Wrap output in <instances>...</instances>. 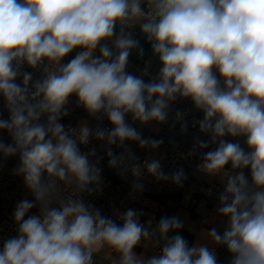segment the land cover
Returning <instances> with one entry per match:
<instances>
[{"label": "clouds", "instance_id": "clouds-1", "mask_svg": "<svg viewBox=\"0 0 264 264\" xmlns=\"http://www.w3.org/2000/svg\"><path fill=\"white\" fill-rule=\"evenodd\" d=\"M135 26L162 65L147 82L126 70L134 49L143 55L125 31ZM24 65L43 78L32 83ZM73 95L90 116L107 117L111 129L84 122L66 130L60 121ZM0 97L9 113L0 117V130L11 138L0 141V156H19L14 171L34 196L15 208L18 235L3 243L0 264H94L104 249L119 255L112 264H218L207 245L189 247L181 235L168 236L183 227L176 216L161 217L153 229L151 221L141 223L142 212L128 209L118 225L81 198L102 185L95 148H80L91 137L106 141L109 167L137 178L134 189H142L144 171L182 186L183 169L169 176L159 159L142 167L125 145L159 148L163 140L144 137L126 116L142 125L165 123L178 97L203 113L199 130L210 137H197L192 151L219 142L197 166L225 178L217 211L227 226L208 237L226 246L230 264H264V0H0ZM175 119L183 121L184 113ZM226 136L245 137L248 150ZM112 145L126 150L117 155ZM34 207L39 214L25 218ZM157 235L166 241L161 254L137 256L134 248Z\"/></svg>", "mask_w": 264, "mask_h": 264}, {"label": "built area", "instance_id": "built-area-1", "mask_svg": "<svg viewBox=\"0 0 264 264\" xmlns=\"http://www.w3.org/2000/svg\"><path fill=\"white\" fill-rule=\"evenodd\" d=\"M116 31L119 32V28ZM125 31L131 32L135 39L142 33L139 26L127 28ZM96 54H98V51ZM70 60L64 58L63 62L67 63ZM161 66L159 57L155 56L151 51L140 64H136L129 59L126 70L137 76L143 75L147 82L158 76ZM24 69L33 74L32 83L43 78V73L39 69H31L27 65L22 66L21 70L23 71ZM66 107L69 114L62 117L60 121L66 130L76 129L84 122L93 130L96 128L111 129L112 127L107 117L102 114L96 117L90 116L82 106H78L75 95L69 98ZM177 111L184 113L183 121L175 119ZM0 116H3L4 119L9 116L2 97H0ZM202 118L203 113L194 107L190 99H181L179 97L171 103L168 120L165 123L156 124L153 122L142 125L139 121L134 122L130 115L126 116V121L142 132L144 137L163 140V143L157 149L140 148L136 142L125 141L127 149L135 153L137 157L136 163L143 167L146 160L159 159L162 171L169 176L177 170L183 169L186 178L183 180L182 186L176 185L171 180H157L144 171L138 178L139 183L143 185L142 189H134L133 185L137 178H134L130 173L121 175L120 170L109 167L106 141L91 137L90 143L86 146L80 145V148L82 152H89L92 148H95L96 156L91 157V159L96 162L97 158H100L97 166L101 169L102 185L100 190L94 193L81 194V198L86 204H90L93 209H99L102 215L113 219L119 225L122 224V221L120 214L116 213L117 209H125L134 204H140L152 212H158L159 204L155 197L184 194L189 184L194 182L193 172L197 169L198 164L201 163L202 154L210 151L213 146L219 143L218 141L215 144L209 143L206 149L196 148L194 152L192 151L197 137L204 141L210 140L208 135L201 133L199 130L197 122ZM184 122L187 123V130L182 132L181 124ZM3 132L4 135L0 136V141L11 143V138L7 131L3 130ZM112 150L119 155L126 149L112 145ZM18 165V155L8 158L0 156V249H2L3 243L7 239L18 235V225L14 219V211L18 203L24 199L34 200V196L26 187L23 177L17 175L14 171ZM243 171L246 177L251 178L250 169H243ZM223 190L224 184H204L199 198L208 203L216 202L219 204V194ZM65 194L71 195L72 193L66 192ZM36 214H39L38 207L32 208L25 218ZM140 221L144 223L142 219ZM226 226L227 221L222 223L223 228H226ZM165 243L155 237L152 241L151 250L160 255ZM223 246L218 245L216 252ZM144 251L143 248L140 249V252ZM112 252L117 254L114 251ZM216 252L214 253L217 256Z\"/></svg>", "mask_w": 264, "mask_h": 264}, {"label": "crops", "instance_id": "crops-1", "mask_svg": "<svg viewBox=\"0 0 264 264\" xmlns=\"http://www.w3.org/2000/svg\"><path fill=\"white\" fill-rule=\"evenodd\" d=\"M118 28L119 27L117 26V29ZM224 139L228 142H238L236 138L234 139L231 136H226L224 137ZM216 147H218V144L213 146L210 151L214 150ZM225 167L226 169L231 170V164H228ZM224 179L225 178L222 175L210 176L198 171L197 168L193 172L194 182L189 184L186 192L177 198L179 201L177 202L176 207L175 205H169V200L164 198L162 202L165 208L163 210H160L161 204L158 203V212H154L155 215L144 214L145 217L141 216L140 219L145 220L144 218H146V223H148V221H151V227L155 228L161 217L176 216L181 220L183 227L178 230L169 232V237L179 234L188 242L189 247L193 245L203 244L207 245L211 251L216 252L218 245L215 244L208 237L207 233L212 228H215L220 234H223L225 228L222 227V223L227 221V218L222 217L218 214L217 209L220 206L219 204H217L216 202H204V200H201L199 198V195L202 191L204 184L223 185ZM248 179L251 180V178ZM155 237L160 239L161 241L166 242L164 239H161L158 235ZM141 248H143L145 251L140 252ZM151 248V239L147 241L142 240L141 243L134 248V252L137 256L148 259L152 256L158 255L154 251H152ZM216 253L218 264H230L232 254L227 250L226 246L221 247V249ZM118 259V254H114L112 251L104 249L94 256V264H112L114 260Z\"/></svg>", "mask_w": 264, "mask_h": 264}, {"label": "rangeland", "instance_id": "rangeland-1", "mask_svg": "<svg viewBox=\"0 0 264 264\" xmlns=\"http://www.w3.org/2000/svg\"><path fill=\"white\" fill-rule=\"evenodd\" d=\"M119 27V26H118ZM110 43V42H109ZM23 71H28L27 69H24ZM17 82L18 83H21L22 81L20 80V79H18L17 80ZM0 117H2V118H4L3 116H0ZM4 135V132H3V130H0V136H3ZM232 138H236L237 139V141H238V143H240V145L243 147V148H245V150L247 151L248 149H247V145H246V138L245 137H232ZM239 139V140H238ZM178 197H180V195H177V196H174V197H169V196H158V197H155V200L159 203V204H161V206H160V210H163L164 208H165V206H164V204H163V199L164 198H166V199H168L169 201H168V204L169 205H171V206H174L175 205V207H176V204H177V202L179 201L177 198ZM204 202H206L205 200H204ZM128 209H134V210H136L138 213H143V215H141V216H144L145 217V215L144 214H152V215H155V213L154 212H152L150 209H148V208H146V207H143V206H141V205H138V204H134V205H132V206H129V207H127V208H125V209H117L116 210V213H118V214H122L123 212H125V211H127ZM140 216V217H141ZM140 217H139V219H140ZM145 220H143V222H144V224H146L147 225V223H146V218H144ZM141 220V219H140ZM122 225V224H121ZM153 229H154V227H152ZM155 238V236L154 237H152L151 238V242L153 241V239Z\"/></svg>", "mask_w": 264, "mask_h": 264}, {"label": "trees", "instance_id": "trees-1", "mask_svg": "<svg viewBox=\"0 0 264 264\" xmlns=\"http://www.w3.org/2000/svg\"><path fill=\"white\" fill-rule=\"evenodd\" d=\"M139 41L140 47L143 48V55L140 56L138 54V50L134 49L130 56L129 59L133 61L136 64H140L143 62V60L146 58V56L152 51L151 44L150 42L147 41L146 37L141 33L137 38ZM76 51L74 50L71 54H69L66 59L70 60L73 56H75Z\"/></svg>", "mask_w": 264, "mask_h": 264}]
</instances>
